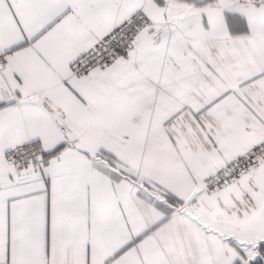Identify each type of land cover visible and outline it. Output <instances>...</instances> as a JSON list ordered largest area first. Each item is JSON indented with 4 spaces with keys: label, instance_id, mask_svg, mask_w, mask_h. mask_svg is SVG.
<instances>
[{
    "label": "snow or ice",
    "instance_id": "6c2138e0",
    "mask_svg": "<svg viewBox=\"0 0 264 264\" xmlns=\"http://www.w3.org/2000/svg\"><path fill=\"white\" fill-rule=\"evenodd\" d=\"M0 264H264V0H0Z\"/></svg>",
    "mask_w": 264,
    "mask_h": 264
}]
</instances>
